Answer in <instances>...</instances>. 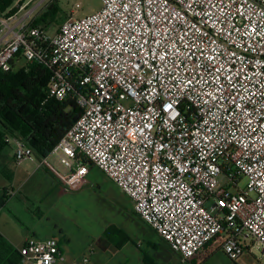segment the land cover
Listing matches in <instances>:
<instances>
[{"label": "built area", "instance_id": "built-area-1", "mask_svg": "<svg viewBox=\"0 0 264 264\" xmlns=\"http://www.w3.org/2000/svg\"><path fill=\"white\" fill-rule=\"evenodd\" d=\"M14 1L0 69L43 64L48 96L82 109L46 156L13 134L15 160L35 156L66 191L99 168L181 264L216 237L264 264V0H102L55 33L17 18L36 0ZM18 249L21 264H69L56 237Z\"/></svg>", "mask_w": 264, "mask_h": 264}, {"label": "rangeland", "instance_id": "rangeland-1", "mask_svg": "<svg viewBox=\"0 0 264 264\" xmlns=\"http://www.w3.org/2000/svg\"><path fill=\"white\" fill-rule=\"evenodd\" d=\"M14 2L13 7L18 9ZM53 5L54 14H44ZM101 5L102 0H43L39 19L50 33H55L70 16L89 15ZM34 12V15L38 13L37 8ZM25 63L22 60L18 68ZM6 135L10 140L0 156V198H4V189L11 183L19 193L6 205H0V233L10 237L17 246L22 244L26 233L35 237L55 233L69 264H81L84 256L94 264H165L163 258L155 255L150 243L155 240L153 230L134 211L131 198L99 168L91 170L84 186L66 191L45 168H37L35 156L16 161L15 136ZM247 181V177H243L240 186L245 188ZM111 225L130 237L122 248L111 243L105 249L98 242ZM29 229H35V235ZM113 239L122 240V234L114 233ZM218 243L210 246L209 251L204 249L197 254L198 264H262V250L252 247L238 259L231 260L222 249H215ZM175 260L169 264H175Z\"/></svg>", "mask_w": 264, "mask_h": 264}, {"label": "trees", "instance_id": "trees-1", "mask_svg": "<svg viewBox=\"0 0 264 264\" xmlns=\"http://www.w3.org/2000/svg\"><path fill=\"white\" fill-rule=\"evenodd\" d=\"M13 2L14 0H0V15L13 14L17 10L16 7L10 8ZM54 11L53 5L44 14L53 15ZM32 25H42L41 19ZM49 75V69L37 62L26 61L20 68L16 67L14 62L10 70L0 69L1 145L7 144L6 134H19L38 156H46L81 115L82 109L74 97L58 100L48 96ZM114 233L122 234V240L115 242ZM129 240L130 237L125 231L113 225L108 226L98 238V242L105 249H108L111 243L117 248H122ZM217 241L219 243L215 249H221L222 240L216 237L209 241L203 250L209 251V247ZM21 262L22 255L18 247L0 233V264Z\"/></svg>", "mask_w": 264, "mask_h": 264}, {"label": "crops", "instance_id": "crops-1", "mask_svg": "<svg viewBox=\"0 0 264 264\" xmlns=\"http://www.w3.org/2000/svg\"><path fill=\"white\" fill-rule=\"evenodd\" d=\"M37 1V0H36ZM36 1H33L31 2L30 4L33 5L34 2ZM29 4V5H30ZM32 5L30 7H32ZM42 6V3H41V0L38 1V3L36 5H34L32 8H28L26 11L22 12V10L26 9H22L18 15H17V18L18 19H24L26 22L30 23V24H33L35 23L36 20L39 19V17L41 16V11H40V7ZM10 8H13V5L10 7ZM37 8L38 10V13L36 15L35 12L33 13V11ZM2 41H0V47L2 46ZM21 58H19L17 61H15V64H16V67L19 66V63L23 60H20ZM1 125V124H0ZM7 145V144H3L1 145L0 143V156H3L2 153H3V149H4V146ZM39 169V167H37ZM41 168H45V167H41ZM95 168L94 165H91V170H93ZM49 173H51L47 168H45ZM91 172V171H90ZM51 175L54 177L55 181L60 185L62 186V184L60 183V181L51 173ZM63 188V186H62ZM64 189V188H63ZM17 193H19V190L18 189H15V187L13 186V184L11 183L10 185H8L5 189H4V198H0V205L3 206V205H6L7 202H9L10 200L13 199V197H16L17 196ZM6 203V204H5ZM146 224V223H145ZM148 225V224H147ZM149 226V225H148ZM150 227V226H149ZM151 228V227H150ZM152 229V228H151ZM153 230V229H152ZM36 230L35 229H29V232H32L34 235H35V232ZM154 234H155V240H151L150 243L153 245V251L155 249V255L157 256H160L161 258L164 259L165 261V264H169L171 261H173V259L175 258V264H181V260H180V255L173 251L171 249V247L169 246V244L164 241L159 235H157V233L153 230ZM3 234V233H2ZM12 244H14V242L10 239V237L6 236L5 234H3ZM29 236H33V235H30L29 233H26L23 237V241H22V244L24 243L25 239ZM35 237V236H34ZM47 237H56V234L55 233H52L50 235H45L43 237H37V238H47ZM21 244V245H22ZM60 244V243H59ZM15 245V244H14ZM20 245V246H21ZM17 246V245H15ZM19 247V246H17ZM60 247H61V250L63 252V246L60 244ZM64 253V252H63ZM65 254V253H64ZM197 256V255H196ZM194 256L190 261H189V264H198V256L196 257ZM67 258V257H66ZM151 264V263H150ZM154 264H156V262H154Z\"/></svg>", "mask_w": 264, "mask_h": 264}]
</instances>
